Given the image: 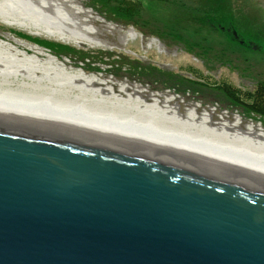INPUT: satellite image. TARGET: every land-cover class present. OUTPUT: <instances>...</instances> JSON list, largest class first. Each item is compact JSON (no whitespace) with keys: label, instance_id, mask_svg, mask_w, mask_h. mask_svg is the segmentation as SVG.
Listing matches in <instances>:
<instances>
[{"label":"water","instance_id":"obj_1","mask_svg":"<svg viewBox=\"0 0 264 264\" xmlns=\"http://www.w3.org/2000/svg\"><path fill=\"white\" fill-rule=\"evenodd\" d=\"M0 264H264V184L0 118Z\"/></svg>","mask_w":264,"mask_h":264},{"label":"bare ground","instance_id":"obj_2","mask_svg":"<svg viewBox=\"0 0 264 264\" xmlns=\"http://www.w3.org/2000/svg\"><path fill=\"white\" fill-rule=\"evenodd\" d=\"M93 20L102 21L79 0H0V21L8 27L106 46ZM120 37L134 39L136 33L130 29ZM13 39L15 44L0 38V118L264 184V128L195 106L181 109L171 95L73 71L38 44Z\"/></svg>","mask_w":264,"mask_h":264},{"label":"rangeland","instance_id":"obj_3","mask_svg":"<svg viewBox=\"0 0 264 264\" xmlns=\"http://www.w3.org/2000/svg\"><path fill=\"white\" fill-rule=\"evenodd\" d=\"M140 2L145 10L143 17L150 21V26L148 24L145 28L133 25L123 26L112 15L99 13V7L92 0H79L80 5L90 9L102 20H93L92 24L98 28L99 39L106 46L75 43L71 40L61 41L42 34L33 35L28 31L8 27L1 21L0 38L15 44L13 38L17 39L19 38L17 34H23L76 49L92 51L96 59L103 58L107 63L89 62L87 66L77 60V55L54 56L73 71L82 68L87 74L99 76L117 85L125 82L130 86L142 88L148 93L171 95L174 97V103L182 104L181 109L195 106L198 112L206 109L217 118L227 116L231 122L239 120L242 126L253 124L264 128V119L246 114L219 101L214 103V100H210L211 98L192 94V90L185 92L184 96L181 95L179 91H188L184 90V86L176 91L159 88L158 83L157 85L154 83L156 78L164 80L165 74L169 71H173L178 76L190 77L184 69L192 66L201 69L214 81L226 80L236 87L251 90L258 81L264 80V0H140ZM109 25L112 28L108 27ZM169 28H174L176 32L180 31L181 38L174 40L166 37L164 32L170 30ZM130 29L134 30L136 38L122 41L120 34L127 33ZM199 43L201 46L236 44L240 50L237 48L238 54L235 53L233 54L235 56L230 57L214 54L217 51L205 57L198 56L201 50L195 47ZM19 47L22 50L26 49L24 46ZM41 49L45 54L53 55L46 48L41 47ZM26 51L32 53L30 49ZM98 51L113 52L115 55L107 59L102 57L101 53L98 54ZM122 55L128 56L126 60L121 59ZM40 58L44 59L45 56L42 54ZM112 60H114L113 65L110 64ZM120 64L126 68L131 66L135 69L136 67V70L142 72L151 70V67L155 66L165 73L159 75L155 70L149 74L145 73L143 76L153 81V85H150L140 78L132 79L130 75L125 76L126 73L123 74V66L120 69Z\"/></svg>","mask_w":264,"mask_h":264},{"label":"trees","instance_id":"obj_4","mask_svg":"<svg viewBox=\"0 0 264 264\" xmlns=\"http://www.w3.org/2000/svg\"><path fill=\"white\" fill-rule=\"evenodd\" d=\"M92 2L98 6L99 13H107L112 15V17H115L117 21L122 23V25H133V26H141L146 27L150 26V21L148 19H145L143 16L145 14V10L143 6L141 5L140 0H92ZM110 18V17H109ZM154 24V23H153ZM158 27H156L157 29ZM159 29V28H158ZM170 30L165 31V36L169 39L175 38H181L180 31L176 32L174 28H169ZM19 38H23L29 42L36 43L41 47L46 48L49 50L50 53L53 55L59 57L62 55L65 56H71V55H77V60L81 61L84 65H87L89 62L94 63H107L106 60L103 58L96 59V56L94 55V52L83 50V49H76L69 46H64L56 42L47 41L41 38L33 37V36H26L23 34H17L16 35ZM208 41V40H207ZM206 42V40H204ZM219 46H213V45H204L201 46L197 45L195 48H197L199 51L201 50V53L197 54L198 56H204L209 55V53L213 51H217V55L222 56H235L233 54H238V45L236 44H229V46H222L221 44H218ZM238 48V49H237ZM240 50V49H239ZM101 53V54H100ZM98 54H100L102 57L112 58V56L115 55L113 52H101L98 51ZM121 59L126 60V55H122ZM229 60V58H227ZM112 62L110 64H114ZM230 61V60H229ZM132 62V61H131ZM136 62V61H135ZM108 63V64H109ZM127 63H130L127 61ZM88 66V65H87ZM123 66V74L125 76L130 75L132 79L140 78L142 80H145L147 84L153 85V81L149 80L147 77L143 76L145 73H152L154 70L160 75L164 74L162 73L163 70H160L159 68H155V66L151 70H136L130 68H126L123 64H120L119 67ZM132 70V71H131ZM190 77L188 76H178L173 71L167 72L165 75L164 80L162 78H156V81L154 83H158V87L162 89H169V90H176L179 91V87L184 86V90L188 91H179L181 95L184 96L185 92H189L192 90V94L196 93L197 95L202 96L203 98H211L210 100H214L213 102L216 103L219 101L220 103L226 104V106L232 107L234 109L241 110L242 112L246 114H250L253 116H257L259 118L264 119V80H260L256 83V85L250 90V89H241L239 87H236L231 82H228L226 80L221 81H214L212 80V77L209 75H206L203 73L201 69H198L197 67H186L184 69ZM162 86V87H160ZM220 97V98H219ZM217 98H219L217 100Z\"/></svg>","mask_w":264,"mask_h":264}]
</instances>
